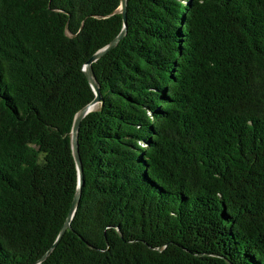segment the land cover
Returning a JSON list of instances; mask_svg holds the SVG:
<instances>
[{
  "label": "trees",
  "instance_id": "1",
  "mask_svg": "<svg viewBox=\"0 0 264 264\" xmlns=\"http://www.w3.org/2000/svg\"><path fill=\"white\" fill-rule=\"evenodd\" d=\"M0 0V264H264V0Z\"/></svg>",
  "mask_w": 264,
  "mask_h": 264
},
{
  "label": "water",
  "instance_id": "2",
  "mask_svg": "<svg viewBox=\"0 0 264 264\" xmlns=\"http://www.w3.org/2000/svg\"><path fill=\"white\" fill-rule=\"evenodd\" d=\"M127 5H128V0H121V5H120V12L123 15V20H124V28L123 30L115 37L106 47L101 49L99 52L95 53L91 59L86 63L84 67V71L86 73L87 78L89 79L95 93H96V98L92 103H90L88 106L84 107L79 113L77 114L75 118V122L73 125V130H72V146H73V153L75 160L77 162L78 170H79V189L75 195V198L73 200L69 215L66 219V222L64 226L62 227L60 234L51 247V249L38 261L41 262L45 260L48 255L52 252V250L57 246L58 242L60 241L61 237L64 235L67 229L71 228V222L74 217V214L78 208L80 198H81V187L84 182V167L82 164L81 160V155L79 151V129L81 125V121L83 118L98 104L102 101V95L100 91V84L97 80V77L93 71L92 68V63L97 61L101 56H103L105 53H107L109 50L115 48L118 43L125 37L127 33ZM33 264H38V263H33Z\"/></svg>",
  "mask_w": 264,
  "mask_h": 264
}]
</instances>
